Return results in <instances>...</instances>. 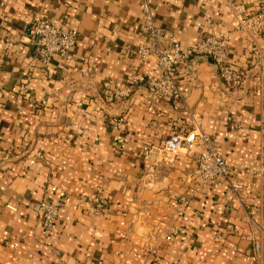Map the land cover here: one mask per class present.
Instances as JSON below:
<instances>
[{
  "label": "crops",
  "instance_id": "crops-1",
  "mask_svg": "<svg viewBox=\"0 0 264 264\" xmlns=\"http://www.w3.org/2000/svg\"><path fill=\"white\" fill-rule=\"evenodd\" d=\"M142 3L0 0V264H264V30L236 32L234 12L264 14V0H150L163 45L232 32L227 60L245 79L229 87L211 59L193 56L173 99L129 85L160 74L155 57L130 51L148 45ZM32 17L75 28L77 45L43 62ZM192 113L234 169L237 192L223 177L196 187L201 146L164 151L193 129ZM59 196L49 241L32 205Z\"/></svg>",
  "mask_w": 264,
  "mask_h": 264
},
{
  "label": "built area",
  "instance_id": "built-area-1",
  "mask_svg": "<svg viewBox=\"0 0 264 264\" xmlns=\"http://www.w3.org/2000/svg\"><path fill=\"white\" fill-rule=\"evenodd\" d=\"M144 28L148 35V45L130 50L132 54L141 59L148 56L156 58L160 74L148 76L135 75L131 78L129 85L146 83L148 89L167 99L177 98L181 95L177 82V71L188 59L193 56L209 58L217 68L221 80L229 87L239 88L244 83L243 74L228 62L230 46L233 33L211 32L203 39L190 47L183 48L180 43L174 42L163 45L160 41L162 29L155 21L153 7L150 0H143ZM237 18L235 31L244 30L255 35L264 30V14H253L246 10L244 5L234 7ZM30 42L34 46L37 55L43 62H49L59 55H65L78 43L79 31L67 27L64 23L46 19L43 17H32L29 21ZM130 86L124 91L110 90L105 99L109 102L119 97L123 92L130 91ZM194 127L186 134L174 133L166 141L164 151L168 154L177 155L182 151L192 152L201 146L197 158V167L191 175L196 187L204 185H216L220 178L230 181L234 192L239 189V184L232 182L234 169L227 163L223 153L214 145L212 140L199 130V114L192 113ZM116 123H120L117 121ZM122 141V137L119 138ZM259 176L264 177V158L259 169ZM51 190L58 194L56 186ZM184 199V198H182ZM93 210L103 213L107 209V201L99 196L95 197ZM64 199L60 196L54 201L42 200L33 203L32 209L41 216L42 233L50 241L53 239L57 229V219ZM15 210V207L9 206ZM260 244L255 242L253 250L260 251Z\"/></svg>",
  "mask_w": 264,
  "mask_h": 264
}]
</instances>
